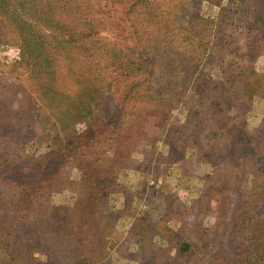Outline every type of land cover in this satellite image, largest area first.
I'll list each match as a JSON object with an SVG mask.
<instances>
[{
  "label": "rangeland",
  "instance_id": "1",
  "mask_svg": "<svg viewBox=\"0 0 264 264\" xmlns=\"http://www.w3.org/2000/svg\"><path fill=\"white\" fill-rule=\"evenodd\" d=\"M68 5H78L84 21L95 16L96 6L101 7L96 14L100 18L111 12L102 0H0V157L19 159L15 172L0 178L23 183L20 189L30 191L31 200L24 206L25 195L17 186L12 189L0 182V264H224L236 249L228 239L231 218L249 220L253 215L249 231L264 230V202L254 201V190L264 185V54L248 49L244 40V27L251 21L248 0H194V13L215 20L221 16V32L213 33L219 36L215 44L222 36L228 43L200 49L188 58L195 69L190 72L201 78L202 85L188 93L186 102L200 111L210 99L222 97L226 108L214 106L206 119L177 104L151 125L122 121L120 132L105 130L99 145L95 140L85 143L82 133L91 117H106L107 105L96 106L94 116L75 123L65 111L61 115L44 103L46 85L36 90L34 80L39 76L44 80L45 73L37 76L34 69L31 77L18 64L28 59L18 30L26 37L36 32L46 35L53 31L49 21H63ZM77 17L81 18L79 12ZM95 21L96 17L92 26L98 30ZM96 34L95 61L100 68L92 76L103 87L110 82L107 73L114 71L113 58L119 53L113 45L121 39L105 28ZM43 37L39 41L48 44ZM125 41L133 43L134 37L126 34ZM38 49L45 52L43 44ZM49 57H44L48 69ZM58 61L64 65L59 71L67 86L63 95L68 110L71 99L82 92L78 80L83 69L77 64L86 60L59 57ZM242 67L245 71L240 74ZM55 135L59 140L53 142ZM230 136L236 141L232 149L245 155H227ZM89 149L94 150L92 155ZM89 170L99 174L93 186L85 176ZM39 179L55 190L47 189L48 200H42L44 192L33 190ZM16 204H23L22 213L30 221L9 234L1 225L22 214ZM33 209L41 218L50 213L41 226L32 221ZM184 243L191 246L186 251Z\"/></svg>",
  "mask_w": 264,
  "mask_h": 264
},
{
  "label": "trees",
  "instance_id": "2",
  "mask_svg": "<svg viewBox=\"0 0 264 264\" xmlns=\"http://www.w3.org/2000/svg\"><path fill=\"white\" fill-rule=\"evenodd\" d=\"M102 1H104V6L111 10L110 13L107 11L108 18L98 17L96 14L100 13L101 7L96 6L94 9L95 14L93 13L95 16L89 17L87 21H84L80 11H78V5H74L73 7L68 5V9L63 11L65 14L63 21H60V19L56 21L54 18L49 21L53 31H46L48 34L45 33L46 35H43V32H36V35L26 37L22 35L20 29L18 30L23 41L24 52L28 55V59H21L18 64L20 63L26 72H30L29 76L31 77H35L33 74L34 69H36L37 76L40 73H45L43 76L44 80L40 76H36L37 81L34 80V84L36 85V90L42 87V85H46L42 98L44 103L50 104L48 107L55 108L61 115L65 111L69 118L77 123L85 120L90 114L94 116L93 110L96 106L107 105L105 107L107 112L104 119L101 117H91V121L87 123V129L82 133L87 136L84 137L85 143L94 140L96 144L102 143L103 137L101 135L105 130L110 131L114 129V132L117 131L119 133V130L122 128V121L124 120L130 126L132 124H144V122H148L150 125L155 122L157 123L161 117L164 119L168 115V111L172 106L177 104L185 106L189 113L196 111L197 114L199 113L206 119L207 117H211L208 116V112L212 114L214 106L223 104L222 108L227 107L228 104L225 105L222 102V97L220 101H218V97L210 99L209 104L211 107L207 104L204 109L200 108V111L199 107L196 108L195 104L186 102L188 93L197 91L202 85L201 78H198L196 75L194 76L190 72L195 69L194 66H191V60H188V58L193 57L200 49L205 50L208 47H219L221 43L227 46V37L222 36L220 41L215 44V39L219 36L213 35V33L217 35L221 32V16L215 20L205 18L199 15L198 12L194 13L196 11L194 9V0ZM248 4L247 14L251 18V21L247 22V25L244 27V30L246 29L244 40L248 49L254 51L256 54H264V0H248ZM121 9H124L122 13L117 14ZM224 11L225 9H222L219 13L221 14ZM78 12L82 19L77 17ZM94 17L97 20L95 22L99 23V29L105 28L111 32H116L117 41L119 38L121 39V43L116 42L118 47L115 44L113 45L114 50L116 48V50H119V53L116 52V57L113 58L114 71L107 73L110 74V82L103 87L99 86L92 76L100 68V64L95 61L99 52L96 39V33L99 29L97 30L98 27L92 26V19ZM17 27L20 28L18 25ZM126 34L134 37L133 43L125 41ZM61 36L63 37L62 39ZM34 37L37 38L31 40ZM39 37L49 40V43L46 44L44 41H39ZM41 44H43L42 51L45 50L43 53L38 49ZM56 49H58L59 54L55 53ZM233 52L237 53L234 49ZM230 53L232 52L230 51ZM44 57H49L50 69L47 68ZM59 57L62 59L63 57L70 58L71 60L76 59V61L86 60L82 62L83 64H77L79 68L80 66L82 67L80 69H83L82 79L78 80L82 92L76 98L73 97L71 99L68 110L65 107L68 100H65L63 95L64 88H67V86L62 81L64 77L59 71L60 67L64 65H60L58 61ZM104 70L106 71V69ZM104 70L101 69L99 72H103ZM244 71L245 68L242 67L239 73L242 74ZM79 75L81 74L78 73ZM219 83L223 84L226 82L219 81ZM120 91L122 92L119 94V97L114 98L116 93ZM80 96L83 98V101L79 100ZM183 100L185 101L184 103ZM226 115L224 114V116ZM57 136L53 137V142L57 140ZM115 137L117 136H112L113 139ZM234 142L236 141L231 136L227 139L226 149L227 152L231 151L227 155H230L232 158H239L241 155H245L235 147L232 149ZM85 143L84 146L86 145ZM4 145H6L5 142H3L2 146ZM220 150L223 151V147ZM89 152L92 155L94 150L90 151L89 149ZM233 155H238V157H234ZM96 159H99V157ZM9 160L0 157V175L5 176L9 171L11 173L15 172L16 169L14 167L19 159L13 157V159ZM89 171L85 176L90 181L91 186H93L97 183L99 174H94L93 170ZM47 176L49 179L51 178L50 173ZM243 179L247 180L245 177ZM252 181L253 179L249 181V186H251L250 183ZM0 182L1 185H8L12 189L17 186L16 190L25 195L22 196V199H25L26 203H24V206L31 203V200H29L30 191L25 194L20 189L25 186L23 183H16L14 179L9 180L8 177L0 178ZM36 184V188L33 187V190L40 195L44 192L46 199L42 198L43 201L48 200L47 198L50 193L55 191L50 189L51 186H49L47 181L42 182L39 179L36 181ZM239 185L241 186V184ZM48 188L50 189V193L47 191ZM239 190L245 194V191ZM254 191L256 194L254 201L258 203L264 202V185L257 186ZM248 195L253 197V194H246V197ZM22 205L16 204L17 210L20 213L25 210L24 207H21ZM58 209L63 210V207L55 206V210ZM47 211L48 208L45 212ZM48 215L50 213H44L41 218L38 215V209L31 210L32 221H40V226L44 223V219H47ZM252 217L253 215L249 220L243 218L240 221H237L239 219L231 218V221H229L232 228L228 231V239L235 242L236 249L231 257L230 255L226 256L224 264H264V230L262 231L261 227L259 233L254 228L253 231H249L248 222ZM29 221L30 218L22 213L18 215L16 221L13 220V223H4L1 226L3 230L9 231V234H16V230H22ZM10 244L15 245V242H11ZM190 247L189 243L182 245V249L185 251ZM92 262L90 261V263ZM76 264H79L78 261H76Z\"/></svg>",
  "mask_w": 264,
  "mask_h": 264
}]
</instances>
